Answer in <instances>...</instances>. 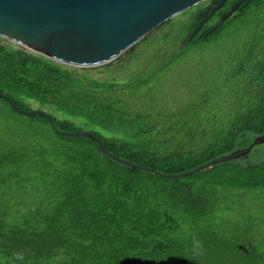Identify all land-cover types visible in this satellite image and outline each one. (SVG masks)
Returning a JSON list of instances; mask_svg holds the SVG:
<instances>
[{
    "label": "trees",
    "instance_id": "trees-1",
    "mask_svg": "<svg viewBox=\"0 0 264 264\" xmlns=\"http://www.w3.org/2000/svg\"><path fill=\"white\" fill-rule=\"evenodd\" d=\"M237 1L204 0L167 20L103 64V79L85 71L96 66L0 36V92L59 113L48 111L54 125L0 96V115L13 117L0 123V264H264V142L175 177L59 132L90 129L113 153L166 174L249 146L264 133V0L229 14ZM156 32L153 57L136 65ZM227 42L211 86L157 100V74L160 82L190 51Z\"/></svg>",
    "mask_w": 264,
    "mask_h": 264
},
{
    "label": "water",
    "instance_id": "water-1",
    "mask_svg": "<svg viewBox=\"0 0 264 264\" xmlns=\"http://www.w3.org/2000/svg\"><path fill=\"white\" fill-rule=\"evenodd\" d=\"M204 0H0V36L63 64L103 66L145 37L156 27ZM243 0L232 5V13ZM225 0H216L222 6ZM213 11L216 7L212 8ZM229 14H224L223 19ZM216 27V26H215ZM21 114L44 115L54 124L44 108L23 109L0 92ZM67 136H92L103 151L114 160L134 168L152 170L167 176H185L213 164L249 153L264 142L260 134L247 147L218 156L196 168L166 174L132 162L113 153L101 136L90 129L62 130Z\"/></svg>",
    "mask_w": 264,
    "mask_h": 264
},
{
    "label": "rangeland",
    "instance_id": "rangeland-1",
    "mask_svg": "<svg viewBox=\"0 0 264 264\" xmlns=\"http://www.w3.org/2000/svg\"><path fill=\"white\" fill-rule=\"evenodd\" d=\"M191 13H182V17H188ZM180 16V15H179ZM158 32L153 34L148 42L141 44L134 53L135 64L139 65L145 59H151L153 57V49L150 48V43L153 45L158 44ZM13 46L17 47L18 44L11 42ZM229 43V44H228ZM231 49L230 42L224 44H213L207 47L199 48L195 51H190L185 59L178 60L170 68H168L161 76L160 82H158V74L154 78L156 81L154 93L156 94L157 100L158 96H163L165 94V99L172 101L171 97L174 94L173 98H178L181 95H185L189 90L203 89L204 87L211 86L213 77L215 76L214 70L212 67L217 66L218 60H226ZM129 58V56L127 57ZM114 67L110 68L113 69ZM105 65L94 67L91 69L85 70L90 76L98 78H107L110 74L106 70ZM200 71L207 73L203 75L199 80L196 76L200 74ZM123 79V78H122ZM191 79V82L187 84L185 81ZM184 82V83H183ZM219 83V81H217ZM180 88V89H178ZM191 88V89H190ZM30 106L32 108H39L37 102L31 100ZM47 111H50L54 115L59 113L51 109L45 108ZM16 117V116H15ZM13 117L0 115V123H11ZM1 125V124H0Z\"/></svg>",
    "mask_w": 264,
    "mask_h": 264
},
{
    "label": "flooded vegetation",
    "instance_id": "flooded-vegetation-1",
    "mask_svg": "<svg viewBox=\"0 0 264 264\" xmlns=\"http://www.w3.org/2000/svg\"><path fill=\"white\" fill-rule=\"evenodd\" d=\"M213 7H215V6H213ZM212 7V8H213ZM209 12V9L207 8L206 10H205V20H209V16L207 15V13ZM201 25H202V23H201Z\"/></svg>",
    "mask_w": 264,
    "mask_h": 264
}]
</instances>
